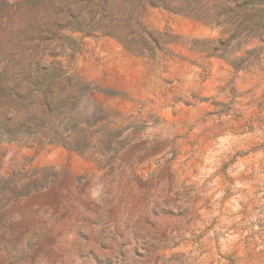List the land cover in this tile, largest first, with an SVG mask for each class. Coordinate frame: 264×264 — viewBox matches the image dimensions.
Listing matches in <instances>:
<instances>
[{
    "label": "rangeland",
    "instance_id": "1",
    "mask_svg": "<svg viewBox=\"0 0 264 264\" xmlns=\"http://www.w3.org/2000/svg\"><path fill=\"white\" fill-rule=\"evenodd\" d=\"M0 264H264V0H0Z\"/></svg>",
    "mask_w": 264,
    "mask_h": 264
},
{
    "label": "trees",
    "instance_id": "2",
    "mask_svg": "<svg viewBox=\"0 0 264 264\" xmlns=\"http://www.w3.org/2000/svg\"><path fill=\"white\" fill-rule=\"evenodd\" d=\"M233 28L234 31H239L241 34H243L242 36L245 38H248L250 36L251 29L249 23H245L243 25V22L239 21L233 26ZM35 78L45 79L48 81V84L44 85L43 87L45 89V87H48L49 85L54 86L62 80L69 79V75L65 71L48 67L41 71H37V75L35 76Z\"/></svg>",
    "mask_w": 264,
    "mask_h": 264
}]
</instances>
